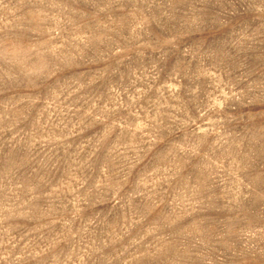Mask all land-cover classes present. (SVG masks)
Listing matches in <instances>:
<instances>
[{
    "label": "rangeland",
    "instance_id": "1",
    "mask_svg": "<svg viewBox=\"0 0 264 264\" xmlns=\"http://www.w3.org/2000/svg\"><path fill=\"white\" fill-rule=\"evenodd\" d=\"M0 264H264V0H0Z\"/></svg>",
    "mask_w": 264,
    "mask_h": 264
}]
</instances>
